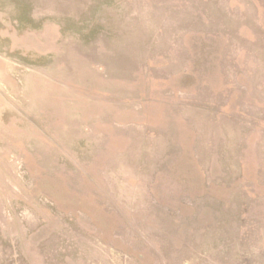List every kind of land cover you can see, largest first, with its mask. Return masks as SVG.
Segmentation results:
<instances>
[{
  "label": "rangeland",
  "instance_id": "374dc122",
  "mask_svg": "<svg viewBox=\"0 0 264 264\" xmlns=\"http://www.w3.org/2000/svg\"><path fill=\"white\" fill-rule=\"evenodd\" d=\"M0 264H264V0H0Z\"/></svg>",
  "mask_w": 264,
  "mask_h": 264
}]
</instances>
